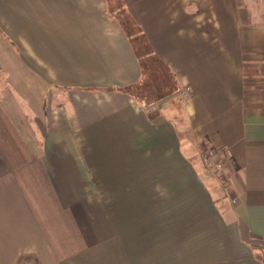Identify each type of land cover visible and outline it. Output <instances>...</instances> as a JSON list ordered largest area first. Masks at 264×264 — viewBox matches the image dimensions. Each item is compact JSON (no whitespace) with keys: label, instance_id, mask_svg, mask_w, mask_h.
Instances as JSON below:
<instances>
[{"label":"crops","instance_id":"crops-1","mask_svg":"<svg viewBox=\"0 0 264 264\" xmlns=\"http://www.w3.org/2000/svg\"><path fill=\"white\" fill-rule=\"evenodd\" d=\"M122 4L0 0V264H264V0Z\"/></svg>","mask_w":264,"mask_h":264},{"label":"trees","instance_id":"trees-1","mask_svg":"<svg viewBox=\"0 0 264 264\" xmlns=\"http://www.w3.org/2000/svg\"><path fill=\"white\" fill-rule=\"evenodd\" d=\"M106 1L107 4V9L108 12L113 14V11L111 12L110 6ZM118 1V10L121 11L120 13H117L115 16H117V21L121 24L122 28L126 32V34L130 37V40L132 42L134 51L140 55L143 56L149 51V45L147 40L145 39L144 35L140 32V28L132 18V16L128 13L126 8L122 4V0H117ZM121 15L124 16V19L122 20ZM136 40H140L139 45H136ZM140 48V49H139ZM143 48V49H142ZM144 63V60H143ZM144 69H145V64H144Z\"/></svg>","mask_w":264,"mask_h":264},{"label":"rangeland","instance_id":"rangeland-1","mask_svg":"<svg viewBox=\"0 0 264 264\" xmlns=\"http://www.w3.org/2000/svg\"><path fill=\"white\" fill-rule=\"evenodd\" d=\"M107 2L109 4V6H110L111 12L113 11V14L111 13V15L113 17H115L114 15H116L117 13L121 12L117 8V6H118V1L117 0H107ZM121 18L123 20L124 16L121 15ZM116 19H117V16H116ZM139 42H141V41L140 40H136V45H139ZM144 64H145L146 73H147L149 78L150 77H152V78L155 77L156 80L158 78H161L163 82H166V80L168 79L167 71L165 70V68L160 63H157V67H156L153 62H150V59H149V60L145 61Z\"/></svg>","mask_w":264,"mask_h":264},{"label":"built area","instance_id":"built-area-1","mask_svg":"<svg viewBox=\"0 0 264 264\" xmlns=\"http://www.w3.org/2000/svg\"><path fill=\"white\" fill-rule=\"evenodd\" d=\"M224 157V150L214 147H206L201 152L202 162L218 177H220V170L223 166Z\"/></svg>","mask_w":264,"mask_h":264}]
</instances>
